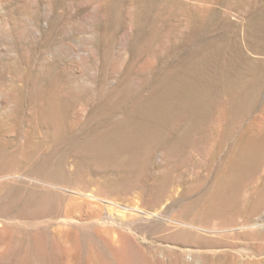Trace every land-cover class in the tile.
I'll return each instance as SVG.
<instances>
[{
  "label": "rangeland",
  "instance_id": "1",
  "mask_svg": "<svg viewBox=\"0 0 264 264\" xmlns=\"http://www.w3.org/2000/svg\"><path fill=\"white\" fill-rule=\"evenodd\" d=\"M0 264H264V0H0Z\"/></svg>",
  "mask_w": 264,
  "mask_h": 264
}]
</instances>
